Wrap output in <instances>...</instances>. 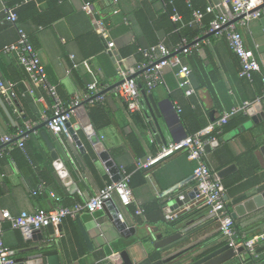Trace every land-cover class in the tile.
<instances>
[{
  "label": "crops",
  "instance_id": "1",
  "mask_svg": "<svg viewBox=\"0 0 264 264\" xmlns=\"http://www.w3.org/2000/svg\"><path fill=\"white\" fill-rule=\"evenodd\" d=\"M22 2L25 5L21 18L18 16L19 23L36 47L47 80L56 86L61 101L66 103L74 95H83L90 82H96L102 89L103 100L87 101L83 105V116L89 119L101 149L108 152L109 160L118 169L110 172L99 157L81 125L82 115L74 111L70 118L81 145L62 133L52 132L43 124L45 117L50 115L52 99L41 88L30 91L33 87L17 54L3 51L6 44L16 39L17 33L15 25L5 18L6 2L0 0V76L13 83L8 94L0 96V134L13 135L26 125L38 126L24 137L21 145L16 140L0 144V210L6 209L17 215L21 211L49 210L56 199L65 205L83 203L104 185L118 180L119 168L124 167L131 174H142L135 176L131 185L133 202L123 207L113 199L119 212L117 221L111 218L114 207L108 206L94 213L81 212L75 218H64L57 232L56 229L42 228L50 244L46 249L50 251L47 264H107L105 260L118 253L133 229H143V233H148V229L157 235L165 224L175 222L169 220V215L183 211L186 206L189 210L180 216L183 218L188 213L189 221L196 225L195 233L172 250L188 247L201 239L216 248L223 245L218 222L206 207L194 199L177 207L172 196L177 192L188 193L195 187L194 161L189 160L184 152H176L148 167H140L139 163L154 156L163 145L184 137L193 128L205 127L231 108L250 101L252 105L247 113L239 111L229 120L244 115L246 119L231 126L219 139L224 135H228L227 138L205 150L204 160L217 173L235 165L222 178H237L226 188L230 211L245 198L264 192V154L261 151L264 145V85L259 86V79L264 78L263 20L255 18L245 24H236L245 46L254 52L260 63V71L248 80L240 77L239 61L225 37L210 31L209 23L218 11L215 6L220 0ZM20 3L21 0L9 7L14 8ZM86 3L93 15L84 9ZM209 5L214 7L211 12L206 11ZM167 11H171L169 17ZM194 11H199V16ZM94 16L102 19L108 28L105 39L93 29ZM181 35L185 39L193 37L188 42V51L179 53V56L195 75L197 87L193 85L194 93L185 95L175 69L168 67L163 69V82L149 92H145L140 81L142 93L151 94L154 102L159 104L156 118L164 128V135L157 138L143 111L129 112L110 87L120 80L121 72L136 74V63L146 60L139 48L147 49L155 43H162L171 49ZM110 40L114 42V56L105 51L106 42ZM187 100L194 103L190 107L194 111L185 112L194 114H186L183 122L180 106ZM143 104L146 109L145 99ZM90 110L95 123L89 115ZM41 132L45 133L49 143ZM49 144L57 152L72 185L66 186L54 168ZM175 186L176 189L168 192ZM137 207L147 208L143 217L135 213ZM263 209L260 207L234 218L237 229L245 237L264 234V229L259 227L264 224ZM1 237L16 264L40 252L37 247L42 242L26 240L21 228H12L4 220ZM256 249L264 264V239ZM248 261L245 250L233 258L234 264Z\"/></svg>",
  "mask_w": 264,
  "mask_h": 264
},
{
  "label": "built area",
  "instance_id": "2",
  "mask_svg": "<svg viewBox=\"0 0 264 264\" xmlns=\"http://www.w3.org/2000/svg\"><path fill=\"white\" fill-rule=\"evenodd\" d=\"M217 12L209 23L210 31L225 37L228 47L235 53L239 65V75L242 78L251 80L253 75L260 71V63L254 52L245 46L236 24H245L251 19L261 18L264 22V0H220L215 6ZM213 6L206 7V11L211 12ZM84 9L93 15L90 5L86 3ZM5 18L15 25L16 39L6 44L3 51L6 53L14 52L17 54L18 61L26 72L28 80L32 85L30 91L34 88L43 89L51 97L50 115L45 117L46 126L54 133L64 134L72 139L69 131L68 122L77 107L82 101L103 100L101 88L96 82H90L86 85V91L83 95H74L68 102L61 101L57 94L56 86L48 82L44 66L40 60L36 47L32 44L25 29L19 23V17L13 7H4ZM199 16V11H194ZM238 20L234 21V19ZM94 31L102 38L108 35V28L104 21L96 16L92 18ZM195 40V39H194ZM188 41L185 38L173 48L170 49L162 43H157L147 49L139 48L146 56V60L136 63L135 75L120 73L121 83L113 88L114 93L123 101L126 109L131 113L143 111V93L140 87V81L145 86V92H149L153 87L163 82V69H175L179 86L184 89L185 95H192L194 87L190 78L191 69L184 64L179 53L188 51ZM114 47L113 41L106 42L105 51ZM86 64V63H85ZM13 83L6 81L0 76V96L7 95ZM97 95V96H96ZM264 96V92H263ZM252 102L244 101L240 106L233 107L225 112L216 121L209 123L200 130L186 134L179 140L167 143L151 157L139 163L140 167L151 166L158 161L166 158L176 152H184L189 160L196 163L193 174L196 180L195 187L197 194L194 202L207 208L209 214H212L218 222L220 233L224 241L235 251L238 247H243L249 255V261L245 264H262L256 246L264 239V234L256 235L251 238L239 231L231 216L228 208V202L225 198L226 188L218 176L217 172L210 168L205 160V145L217 139L212 133L217 126L224 125L237 112L247 113ZM71 124V123H70ZM72 126V125H71ZM33 125H26L15 134H0V144L6 145L16 140L19 145L22 144L25 132L31 129ZM1 154V150H0ZM118 180L104 185L94 195L87 198L85 202H76L72 205H65L57 202L49 210H36L35 212L21 211L17 215H12L8 210H0V264H16L10 251L4 245L1 237L2 221H7L12 228H22L32 226L36 229L46 228L51 225L58 230V225L66 217H77L81 212L94 213L104 208L106 201L116 199L123 207L133 202L132 188L130 186V174L124 167L119 168ZM182 198V195H180ZM193 202V203H194ZM189 210V206L183 208L181 212H174L169 215V220H176L181 213ZM135 213L143 216L144 209L137 207Z\"/></svg>",
  "mask_w": 264,
  "mask_h": 264
},
{
  "label": "water",
  "instance_id": "3",
  "mask_svg": "<svg viewBox=\"0 0 264 264\" xmlns=\"http://www.w3.org/2000/svg\"><path fill=\"white\" fill-rule=\"evenodd\" d=\"M238 20V18L234 19V21ZM213 32V31H212ZM110 56L116 55V51L111 49L107 51ZM113 59V58H112ZM192 84L197 87V81L195 75L192 73L190 75ZM121 83V80L116 81L111 85V89ZM103 91L97 93V95L102 94ZM96 95V96H97ZM146 101L147 108H143V114L145 118L148 120V124L154 129L156 133V137H160L164 135V128L162 124L156 118L158 116V107L159 104L155 103L151 94H143V101ZM1 101V97H0ZM88 100L83 101L79 107L76 108L75 112L80 116V122L82 127L85 129L87 135L89 136L90 141L94 144L99 157L104 161L106 167L110 172L117 171V166L113 161H110L109 154L104 149H101V145L98 141V136L94 132L93 127L89 119L84 114L83 105ZM249 111V110H248ZM259 118V116H258ZM255 120V117H252ZM43 124H46L44 122ZM69 131L72 134V139L78 144L81 145L80 140L78 139L75 130L71 126L70 122H68ZM38 126H33L31 129L27 130L25 134H29L35 131ZM41 135L45 137L47 143L49 141L46 138L44 132H41ZM231 135V134H230ZM228 135H224L221 139L215 140L207 145H205V150L210 148L213 145H216L218 141H222L227 138ZM50 149V157L53 160V166L57 170L58 175L62 178L63 183L66 186L72 185L71 178L67 175V171L62 166V162L59 159L57 152L52 148L49 144ZM261 151L264 154V145L261 146ZM235 168V165H229L223 169H221L217 174L222 179L224 178L231 170ZM119 176V175H118ZM116 180V178H115ZM182 185L183 182L179 183ZM180 185V186H181ZM177 187H173L168 192H172ZM197 194L196 187L193 188L192 191L186 192H177L173 194L174 201L178 203L176 206H184L188 204L192 199L195 198ZM182 195V198H180ZM227 199V196H225ZM108 206L114 207V213L111 214V218L117 221L119 212L116 208V205L113 199L106 201L104 208L106 209ZM264 207V192H260L254 194L250 197L245 198L243 201L239 202L234 210L231 211L232 218H236L237 216H243L247 213H251L257 208ZM264 210V209H263ZM187 212V211H185ZM183 212V213H185ZM186 215V216H185ZM181 220H177L175 222H168L165 224L163 231L158 233L157 235H153L147 229V232L143 233V229L137 230V228L133 229L131 233V237H127L126 243L124 246L113 255L111 259L107 258L105 261L107 264H234L233 258L237 253L242 252L244 248L238 247L235 251L232 247H230L225 241L224 244L215 247L212 244H208L206 240H199L195 244L190 245L188 247H183L181 249H176L177 246H180L185 241L190 239V237L195 233L194 227L195 223L189 221L188 213H186ZM213 216L212 214H210ZM260 229H264V224L259 226ZM60 228V224L58 225V229ZM45 229L54 230V227L49 225ZM23 235L26 240L34 239L35 241L42 242L40 246L37 247L40 250L39 253L28 256L26 260V264H47L49 261L48 255L50 251L46 250L50 244L46 239L47 236H44L41 229H36L32 226H25L21 228ZM157 230V228L155 229ZM40 260V263L37 262ZM24 261H21L19 264H24Z\"/></svg>",
  "mask_w": 264,
  "mask_h": 264
},
{
  "label": "trees",
  "instance_id": "4",
  "mask_svg": "<svg viewBox=\"0 0 264 264\" xmlns=\"http://www.w3.org/2000/svg\"><path fill=\"white\" fill-rule=\"evenodd\" d=\"M5 2H6V5L5 6H7V7H9V5L10 6H14V5H11L12 3H14V4H16V3H19L20 2V0H4ZM25 4L22 2V0H21V3L20 4H18L16 7H14V9H15V11H16V13H17V15L21 18V10L23 9V6H24ZM168 12V17H169V14H170V12L171 11H167ZM182 38H185L183 35H181L180 37H179V39L176 41V43H175V45H177L181 40H182ZM192 38L193 37H189V38H186L187 39V41L189 42L190 40H192ZM155 44H157V43H155ZM174 47V46H173ZM173 47H171V49L173 48ZM259 79V78H258ZM264 85V78L262 77V78H260L259 79V86H263ZM263 92H264V89H263ZM191 104H194V103H192V101H190V100H187V101H185L181 106H180V111H181V118H182V121L183 122H185V115L186 114H194V112H185L186 110H191V111H194V109H190V107L192 106ZM193 108H196V107H193ZM89 115H90V117H92V120L94 121L95 119H94V117H93V112H92V110H90V112H89ZM246 115H244L243 117H239L238 119L236 118V117H234V118H232L231 120H228V122L226 123V124H224L221 128L220 127H216L215 129H214V131H213V135L214 136H216L217 137V139H219L220 137H221V135L225 132V131H227L231 126H233V125H236L238 122H242V121H244L245 119H246ZM94 123H95V121H94ZM203 128V127H202ZM21 129H24V127L23 128H21ZM201 128L199 127V126H197V127H195V128H193L188 134H192V133H194V132H196V131H198V130H200ZM129 173H130V186L131 185H133L134 184V179H135V176H137V175H142L141 174V172H135L134 174H131V172L130 171H128ZM232 179V180H231ZM230 180L228 179V178H226V179H221V181H222V183L224 184V186H225V188H229L230 186H231V184H232V182H234L235 181V179H237L236 177H234V178H231ZM144 209V213L146 212V209L145 208H143ZM143 216H144V214H143ZM143 216H141V217H143ZM182 216V215H181ZM181 216H179L177 219H181ZM176 219V220H177ZM175 220V221H176ZM141 221V220H140Z\"/></svg>",
  "mask_w": 264,
  "mask_h": 264
}]
</instances>
